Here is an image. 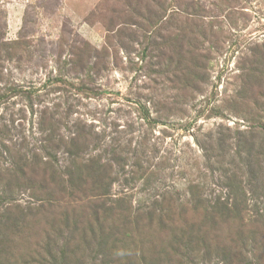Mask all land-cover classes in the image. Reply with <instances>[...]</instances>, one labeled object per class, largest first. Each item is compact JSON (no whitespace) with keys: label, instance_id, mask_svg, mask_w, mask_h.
I'll return each mask as SVG.
<instances>
[{"label":"rangeland","instance_id":"rangeland-1","mask_svg":"<svg viewBox=\"0 0 264 264\" xmlns=\"http://www.w3.org/2000/svg\"><path fill=\"white\" fill-rule=\"evenodd\" d=\"M1 96L0 264H264V0H0Z\"/></svg>","mask_w":264,"mask_h":264},{"label":"trees","instance_id":"trees-1","mask_svg":"<svg viewBox=\"0 0 264 264\" xmlns=\"http://www.w3.org/2000/svg\"><path fill=\"white\" fill-rule=\"evenodd\" d=\"M10 100L9 97L7 96H1L0 97V101H7ZM6 126H1L0 125V139L1 140H5V137L3 136L5 131L4 129H6ZM9 132V131H7ZM53 132H50V135H52ZM3 136V137H2ZM52 139L53 137H50L49 139H45V142L47 143V146H42L40 147V149H44L47 148L49 145H51L52 143ZM77 146V145H76ZM71 167L67 170V175L65 179H62L60 182L57 183V186H59L58 191H55L56 193H66L68 192V189L70 190H83L84 187H86L88 184H90L89 188H92L93 191L95 193H97L98 195H100L101 198H105L106 196H108V192H109V185L108 184H104L105 183V178L102 177L104 175L103 170L101 169V166L99 165V163L90 161V162H81V163H77L75 161L71 162ZM51 166V165H50ZM139 167L141 168V166L139 165ZM52 168V167H51ZM139 168V169H140ZM22 176H26V172L24 171V165L22 167ZM26 181L28 183H34V185L36 186V189L40 192H43V190H45V184H46V180H39V178H30V177H23L21 179H14L11 180L15 181V182H20V181ZM25 182V183H26ZM97 190V191H96ZM70 193V192H69ZM49 196V195H48ZM41 196H33L34 199L40 201L42 199H39ZM16 198L15 197H10L8 198V202L6 203V207L3 209V211L0 213V231L3 228V223L7 226H9V224L11 222H15L18 218L20 219V221H22L23 219L20 216H15L16 211L19 210L20 208V203L14 204ZM16 207V208H15ZM23 213L22 210H20ZM204 215L207 217H210L212 221H215L216 218H226L228 219V217L230 215H232L231 218H233L234 220H239V221H245L246 217L243 216L242 213L247 214L246 216H252L253 218V223L256 224V226L258 227L261 226L264 228V220L262 218H264V208L261 209H255V210H247V209H229V208H222V209H212V210H204ZM154 214V212H151L150 215ZM16 218V219H15ZM230 218V219H231ZM4 221V222H3ZM262 222V223H261ZM241 224V223H240ZM243 226V224H242ZM241 227V226H240ZM196 232H194L192 229H190V231L185 235L183 234V236L187 237V242L188 244H185L183 242H179V245H181L180 247H184L187 250H189L193 235L195 234L196 236L201 237L202 235V229L199 228L197 230H195ZM0 235H2V233H0ZM196 239V238H195ZM194 240V239H193ZM203 241V240H202ZM0 244H1V238H0ZM230 250V249H229ZM227 250L224 249L222 250V252H226Z\"/></svg>","mask_w":264,"mask_h":264}]
</instances>
